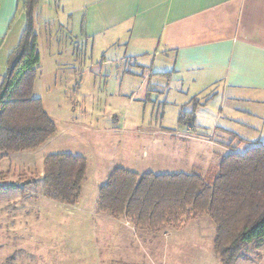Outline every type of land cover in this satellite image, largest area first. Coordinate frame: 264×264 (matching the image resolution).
<instances>
[{"label":"rangeland","instance_id":"1","mask_svg":"<svg viewBox=\"0 0 264 264\" xmlns=\"http://www.w3.org/2000/svg\"><path fill=\"white\" fill-rule=\"evenodd\" d=\"M38 4L43 10L51 7L48 13L56 11V0ZM62 23L67 24L65 19ZM80 30L76 35L67 28L59 30V49L71 51L76 39L83 41ZM88 47L90 43H80L77 60L65 54L56 61L48 54L50 42L45 45L34 95L42 99L58 131L45 150L22 152L0 163V172L9 173L8 182L17 183L22 174L42 173L43 159L50 152L81 154L89 160L83 195L75 206L61 204L47 196L41 181L35 188L1 192L0 264H220L214 251L215 226L208 217L180 230L152 233L126 217L115 218L96 208L97 185L118 166L144 174L193 172L213 184L225 151L190 134L197 135L198 121L210 119L215 107L207 110L208 101L188 103L166 89L154 94L153 103H142L146 91L137 90L138 78H133L131 91L121 86L123 79L127 82V64L103 65L102 53L96 49L93 56ZM8 50L13 52L10 45L0 52V78L8 72ZM91 73L94 77L88 80ZM135 91V101L129 102ZM191 113L192 125L180 123L182 115ZM117 121L131 131L110 130ZM156 128L164 133L154 139L145 135ZM221 142L231 145L234 140ZM236 264H264V244L249 245Z\"/></svg>","mask_w":264,"mask_h":264},{"label":"crops","instance_id":"2","mask_svg":"<svg viewBox=\"0 0 264 264\" xmlns=\"http://www.w3.org/2000/svg\"><path fill=\"white\" fill-rule=\"evenodd\" d=\"M22 1L0 0V52L6 45L14 50L26 29ZM49 9H40L37 4L33 10L41 62L48 42V54L60 61L65 54H70L72 60L79 59L80 50L76 49L85 41L91 44L88 49L93 56L96 49L102 53L103 65L127 64V82L123 79L121 86L131 91L133 78H138L137 90L146 91L139 100L142 103H153L154 94L160 89L174 92L188 103L208 101L205 107L211 111L215 107L213 116L198 121L197 135H190L210 140L225 151L219 156L216 171L231 152L244 153L264 145V0H56L55 13H48ZM64 19L67 24L62 23ZM53 24L56 28L51 30ZM62 28L74 35L81 29L84 40L76 39L71 51L60 50L57 34ZM47 37L51 40L46 41ZM57 63V67L61 66ZM73 64L76 63H70ZM87 77L91 80L94 75ZM138 91L133 92L129 102L135 101ZM116 125L110 130L131 131L123 129L119 121ZM152 131L145 135L154 139L164 133L157 128ZM226 138L234 143L225 145L221 141ZM48 142L39 150H45ZM50 154L57 152L47 155ZM117 168L144 174L133 168ZM115 169L97 185L96 208L100 188Z\"/></svg>","mask_w":264,"mask_h":264},{"label":"trees","instance_id":"3","mask_svg":"<svg viewBox=\"0 0 264 264\" xmlns=\"http://www.w3.org/2000/svg\"><path fill=\"white\" fill-rule=\"evenodd\" d=\"M27 26L9 55L8 72L0 83V161L37 150L56 133L57 125L34 97L41 57L34 33L33 10L38 0H23ZM194 114L180 123L192 125ZM88 161L83 156L57 153L44 160L43 172L22 174L9 183L0 172V193L35 188L43 180L52 200L75 206L82 197ZM97 210L126 217L138 229L159 233L180 230L208 217L215 226L214 251L220 264H236L249 245L264 244V145L225 156L213 184L197 174H138L116 168L100 188Z\"/></svg>","mask_w":264,"mask_h":264}]
</instances>
